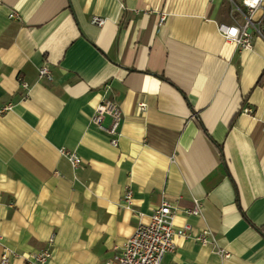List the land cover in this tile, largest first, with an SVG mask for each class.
<instances>
[{"label": "crops", "instance_id": "0c3cea01", "mask_svg": "<svg viewBox=\"0 0 264 264\" xmlns=\"http://www.w3.org/2000/svg\"><path fill=\"white\" fill-rule=\"evenodd\" d=\"M239 17L227 0H0V259L105 264L167 201L190 234L162 264H264V37L226 40ZM252 20L264 31V3ZM103 100L116 146L90 120Z\"/></svg>", "mask_w": 264, "mask_h": 264}, {"label": "built area", "instance_id": "2783aa9c", "mask_svg": "<svg viewBox=\"0 0 264 264\" xmlns=\"http://www.w3.org/2000/svg\"><path fill=\"white\" fill-rule=\"evenodd\" d=\"M232 12H236L239 18H234L231 24H219L218 30L222 36L234 43L242 49H250L252 47L251 31L259 36L264 37V31L258 26V23L252 20L255 10L264 3V0H227ZM13 16V13L10 14ZM92 22L100 25L103 19L97 15H93ZM37 79H52V73L47 65H39L37 69ZM20 85L27 89L28 83L20 81ZM143 104L140 105L143 108ZM107 116L109 121L106 125L102 123L103 118ZM91 122L97 126L109 137V142L116 146L120 136V110L118 106L111 100H103L98 103L93 110L90 118ZM60 153L66 157L73 169L81 164L80 156L73 150L61 149ZM131 191H126L122 199L128 202ZM200 211V203L195 200L194 206L185 213L198 214ZM175 208L167 201H162L160 205L152 210L146 221H139L133 228L132 233L125 239L122 245L117 248L112 257L105 264H162L164 254L172 252L174 249L173 237L175 235L188 236V226L177 227L173 223ZM207 234L209 231L203 230L195 236L200 243L208 242ZM219 252L227 257L226 251ZM19 255L18 253L5 248L1 253V263L7 264L9 256ZM50 255L47 248L33 252L27 255V259L32 264L43 262Z\"/></svg>", "mask_w": 264, "mask_h": 264}]
</instances>
